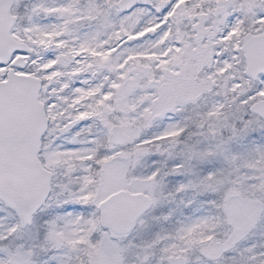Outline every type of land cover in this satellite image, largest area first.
Wrapping results in <instances>:
<instances>
[{"label":"snow or ice","instance_id":"snow-or-ice-1","mask_svg":"<svg viewBox=\"0 0 264 264\" xmlns=\"http://www.w3.org/2000/svg\"><path fill=\"white\" fill-rule=\"evenodd\" d=\"M0 264H264V0H0Z\"/></svg>","mask_w":264,"mask_h":264}]
</instances>
